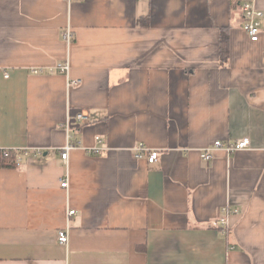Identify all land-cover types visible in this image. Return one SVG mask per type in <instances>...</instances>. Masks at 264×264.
<instances>
[{"label": "crops", "instance_id": "obj_1", "mask_svg": "<svg viewBox=\"0 0 264 264\" xmlns=\"http://www.w3.org/2000/svg\"><path fill=\"white\" fill-rule=\"evenodd\" d=\"M2 151L0 264H264V17L251 42L240 0H0Z\"/></svg>", "mask_w": 264, "mask_h": 264}, {"label": "built area", "instance_id": "obj_2", "mask_svg": "<svg viewBox=\"0 0 264 264\" xmlns=\"http://www.w3.org/2000/svg\"><path fill=\"white\" fill-rule=\"evenodd\" d=\"M256 0H240V8L242 11L243 15V30L247 34L249 40L251 42H257L259 39V34H260V25H261V20L263 19L264 15L263 13L258 10L255 6ZM62 38L64 42L68 45H70L73 42V34L70 28H66L64 31ZM69 70V64H58L55 68L54 71L58 72L59 74L62 75H67ZM31 72L33 74H41L43 71L41 69H31ZM52 71H50L51 73ZM7 77V75H5ZM79 82L78 81H71L69 83L70 87H73L77 85ZM75 122L76 124H83L86 122V115L84 113H79L75 117H68L63 125L64 129L68 133V140L71 139L69 135V131L71 130L72 124ZM69 142V141H68ZM251 146L249 138H243L240 140L235 141L234 143L230 145H225L222 144L221 141H215L211 146L205 148L201 152V157L204 161H210L212 159V153L217 150V149H223L225 150L228 154H232L236 151L248 149ZM74 147L70 144H66V146L61 150V159L62 161L66 164L67 161V156L68 152L72 150ZM97 152V151H95ZM4 156L8 155L7 151H2ZM24 156H27V153H24ZM135 156L138 159L141 158H146L147 162L149 164L156 163L158 160V152L156 151H151L143 146H139L135 150ZM17 163L21 162V157L17 156L16 157ZM67 180L65 179L64 181L61 182V188H66L67 187ZM74 211H70L68 213V216L74 215ZM220 224L223 226L225 225L224 219L220 221ZM68 242V236L65 231H61L58 234V243L61 245H66Z\"/></svg>", "mask_w": 264, "mask_h": 264}, {"label": "trees", "instance_id": "obj_3", "mask_svg": "<svg viewBox=\"0 0 264 264\" xmlns=\"http://www.w3.org/2000/svg\"><path fill=\"white\" fill-rule=\"evenodd\" d=\"M226 38H222V50L221 55L222 59L227 55V48H226ZM18 166L16 161L15 153L9 152L7 156H4L2 152H0V168L1 169H12Z\"/></svg>", "mask_w": 264, "mask_h": 264}]
</instances>
